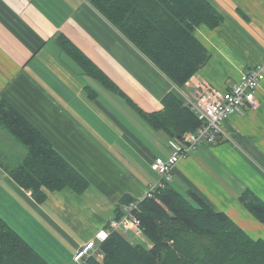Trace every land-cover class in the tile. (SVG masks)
Returning a JSON list of instances; mask_svg holds the SVG:
<instances>
[{"label": "crops", "instance_id": "1", "mask_svg": "<svg viewBox=\"0 0 264 264\" xmlns=\"http://www.w3.org/2000/svg\"><path fill=\"white\" fill-rule=\"evenodd\" d=\"M209 1L222 20L198 25L194 36L210 59L178 86L89 0H0V100L88 181L82 192L43 188L38 200L9 175L28 149L23 157L9 153L1 141L10 131L0 123V216L50 264H76V250L109 228L122 198L139 201L161 179L151 162L169 159L179 137L153 127L145 114L161 111L167 93L190 97L204 83L230 89L264 61V0ZM256 97L257 108L223 121L221 141L179 160L169 182L264 239V227L240 202L246 190L264 201V171L253 160L264 165V80Z\"/></svg>", "mask_w": 264, "mask_h": 264}, {"label": "trees", "instance_id": "2", "mask_svg": "<svg viewBox=\"0 0 264 264\" xmlns=\"http://www.w3.org/2000/svg\"><path fill=\"white\" fill-rule=\"evenodd\" d=\"M93 6L148 57L173 83L185 84L210 59V52L194 36L204 23L217 26L222 16L209 0H89ZM57 41L76 55L63 35ZM112 85V84H111ZM181 93H167L159 112L145 114L149 123L173 137L195 131L201 121ZM0 123L24 145L28 153L22 163L9 170L21 186L43 200V188L77 192L88 186L77 170L20 113L0 100ZM241 204L264 224V201L251 190L244 191ZM192 201L167 182L151 197L136 201L146 244L132 242L126 233L112 230L101 242L103 258L89 264H264V239L253 238L224 211L199 194ZM131 199L123 197L116 216ZM0 264H50L0 216Z\"/></svg>", "mask_w": 264, "mask_h": 264}, {"label": "built area", "instance_id": "3", "mask_svg": "<svg viewBox=\"0 0 264 264\" xmlns=\"http://www.w3.org/2000/svg\"><path fill=\"white\" fill-rule=\"evenodd\" d=\"M264 80V61L251 69L242 72L239 81L230 89H221L210 83L197 87L190 97L184 96L187 105L195 112L201 124L195 131L186 132L178 140L179 145L173 149L169 159L156 157L151 162V169L161 176L156 183L148 185L147 197L153 196L158 190L163 189L171 181L175 166L179 160L187 157L191 151L203 144H214L223 139L222 123L229 116L242 113L243 108L249 106L257 108L259 101L256 91ZM137 202L132 201L125 205V213L119 219L110 221L107 230H100L93 239L82 244L74 254L76 264H89V259L95 256L102 259L99 242L104 241L111 231L120 230L124 233L131 232L136 237H143V229L134 210Z\"/></svg>", "mask_w": 264, "mask_h": 264}, {"label": "rangeland", "instance_id": "4", "mask_svg": "<svg viewBox=\"0 0 264 264\" xmlns=\"http://www.w3.org/2000/svg\"><path fill=\"white\" fill-rule=\"evenodd\" d=\"M6 132L7 131L5 130V138H3V140L1 141V145L4 148H7L8 151H9V153H12V154H14L16 156H19V157H23L24 156L23 153L25 152L27 146L24 145L22 142H20L18 139L15 140V138H14L15 136L11 132H9V133L7 132V136H6ZM8 134H10V136H12V137H8ZM253 160H255V162L257 163V165L260 166L259 168L264 171V165H262L260 162H258L255 158H253ZM258 224H260L261 226L264 227V224H262L260 221L258 222ZM255 231L257 233L256 234L257 237H259V235H260L259 233H261V231H258V229H256ZM126 236L132 242H135V243L142 242L143 244H146L147 243L146 242V238L144 237L145 235H143V237L137 238V237L132 236L130 233H128Z\"/></svg>", "mask_w": 264, "mask_h": 264}]
</instances>
